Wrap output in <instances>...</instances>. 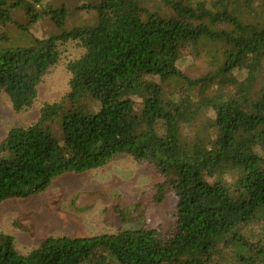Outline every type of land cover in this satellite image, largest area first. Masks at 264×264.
<instances>
[{
    "label": "trees",
    "instance_id": "trees-1",
    "mask_svg": "<svg viewBox=\"0 0 264 264\" xmlns=\"http://www.w3.org/2000/svg\"><path fill=\"white\" fill-rule=\"evenodd\" d=\"M49 5L0 0V94L18 113L32 108L73 43L81 51L67 60V96L76 103L47 102L38 122L14 126L0 141V203L128 155L162 173L155 198L168 204L171 224L166 233L146 226L51 236L26 254L0 231V264H264V0ZM70 10L81 14L72 26ZM47 18L53 23L41 33ZM214 47L221 57L207 75L201 65L217 56ZM161 73L168 80L154 91L143 80L142 93L118 95ZM200 82L211 90L200 93ZM162 91L189 95V106L180 112L173 99V113L155 99ZM223 242L228 251L217 247Z\"/></svg>",
    "mask_w": 264,
    "mask_h": 264
},
{
    "label": "rangeland",
    "instance_id": "rangeland-1",
    "mask_svg": "<svg viewBox=\"0 0 264 264\" xmlns=\"http://www.w3.org/2000/svg\"><path fill=\"white\" fill-rule=\"evenodd\" d=\"M49 1L50 12H55L56 8L62 4L71 5L74 2V0H65L66 3L61 0L59 2ZM80 19V12L70 10L67 20L70 26L73 25L72 22L79 23ZM83 20L84 17L81 21ZM41 22L39 32L47 34L48 26L53 22L48 18L41 19ZM194 49L195 52H201L203 48L194 46ZM63 50V59L52 68L41 83L39 96L32 108L18 113L13 109L7 95L0 94V141L12 127L29 126L38 122L41 117V108L45 103L64 101V104L69 105L73 101L67 96L71 92L67 60L78 56L81 50L73 43L66 44ZM216 50L218 49L214 47L211 51L217 56L205 57L204 60L207 61L201 65L202 72L207 75H212L218 69L215 60L221 56ZM212 59L213 61L210 62ZM187 73L194 75L192 71ZM143 80L147 82L150 90L154 84L152 89L154 91L157 84L160 87L161 82L168 79L166 73H161L160 81L157 80L156 75L146 79L140 78L136 80L132 88L131 86L126 89L122 88L118 95H124L130 91L142 93L139 87ZM210 90L211 87L207 82L199 83L200 93ZM186 91H190L189 85ZM155 95V99L172 107L173 113L178 107H180V112H184L191 100L189 95L176 98L175 94H167L165 91L159 95L155 92ZM173 99L178 102V107L173 104ZM89 101L87 103H90ZM77 105H80L78 100ZM84 110L87 114L93 115V109ZM206 118V114L200 115L196 119L197 124L200 123L201 126ZM163 179L162 173L154 165L137 163L130 156L121 155L104 167L83 173L64 174L54 179L44 192L24 198H11L0 203V231L13 235L18 251L23 254L39 246L51 236L84 237L116 233L122 228L146 226L156 227L162 233H166L171 224L167 210L168 204L155 198L156 185ZM217 247H225L227 251L229 250L227 246H224V242L218 243Z\"/></svg>",
    "mask_w": 264,
    "mask_h": 264
}]
</instances>
